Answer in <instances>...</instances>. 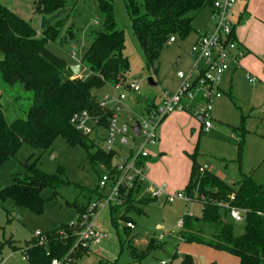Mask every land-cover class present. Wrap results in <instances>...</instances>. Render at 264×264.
Returning <instances> with one entry per match:
<instances>
[{"label": "rangeland", "instance_id": "obj_1", "mask_svg": "<svg viewBox=\"0 0 264 264\" xmlns=\"http://www.w3.org/2000/svg\"><path fill=\"white\" fill-rule=\"evenodd\" d=\"M34 1L0 0V3L31 23L42 34L49 28L53 16L36 14ZM112 1L117 28L124 33L125 37L124 55L130 64L128 80L135 82L141 89L138 95L143 102L131 103L136 113H133L132 117L139 119L141 115L148 112L151 103L161 102L165 90L176 92L180 84L177 72L189 71L193 64L190 51L196 35L193 33L186 40L177 39L175 44H169L161 54L158 72L155 73L146 67V59L134 35L125 1ZM239 6L236 7V12L239 11ZM254 17L261 24L264 23V0ZM56 19V22L62 21L61 33L56 42L48 44L49 50L65 60L69 67L80 66L79 78H89L91 74L89 68L81 61L93 40V33L102 29L103 16L98 9V1L66 0L64 9ZM213 26L211 8L203 10L195 17L194 28L200 33L212 30ZM70 30H73L76 35L73 40L67 39ZM238 38L248 51L240 47L242 57L237 65H232L224 74L220 84L222 94H229L231 72L237 68L232 82L233 99L226 94L222 96L223 102L220 105H217L218 100L214 101L212 118L215 120H212V127L207 131L202 129V124L188 113L172 114L163 121L158 130L159 141L156 146L147 147L151 155L147 161L148 177L142 192L138 195L139 198L148 197V184H151L154 189L165 188V193L170 196L178 193L185 194L181 185L186 179L188 180L193 156H196L199 166L211 169V172L222 180L234 181V183L241 181L239 169L242 159L249 160L255 149H259V145L251 140L262 139L246 136L242 149L243 156L239 161L238 136L242 135V128L254 131L256 125H259L258 134L264 137V34L258 37L249 27L240 29ZM232 54L236 56V53ZM149 78L154 79L157 87L149 86ZM105 95H114L111 86L95 93L98 99ZM0 104L7 121L13 123L25 117V107L29 103L24 100L19 101L13 95L9 97L2 95ZM93 138L95 137L92 136L90 139ZM99 145L101 148L106 147L102 139ZM87 147L89 153L96 154L95 148L89 145ZM162 159L165 161L161 162ZM34 161H37V166L42 172L60 175L66 183L56 189L58 195L52 200V189H46L43 192V198L47 202L45 212L41 216H36L24 208L15 207L11 201L5 203L0 201V243L4 244L12 240L20 249H24L26 243L32 238H37L36 232L44 234L57 229L60 225L76 222L78 213L70 206L71 204L87 206L100 199L98 183L103 166L99 170L98 166H93L90 162L86 150L78 146L71 147L61 138L57 139L47 152L33 150L28 145H23L17 155L0 168V192L12 185L15 176L26 173L27 162ZM263 168L264 163L257 170V174H254L253 178L257 184H264ZM124 206L125 204L120 206L114 215L120 221L117 226H113L110 207L103 208L99 205L95 224L103 234L107 235V238L99 245H92L91 253L80 260L79 264H97L101 259L103 262L117 261V264L169 263L173 255L181 252L182 249H191L194 253L191 255L195 257L197 264H219L220 260H213L214 258L202 252L203 247H189L191 244L181 243L182 234L185 233L186 236L193 234L194 227H189L188 220L191 219L188 217L200 218L201 204L186 203L181 200L169 204L164 198H160L154 203L140 206L141 212L126 211ZM121 216L128 217L135 228L126 230L128 221L121 219ZM180 220H185V227H178ZM232 224L235 235L240 236L244 233L243 222L233 221ZM159 227L162 228L159 229ZM161 236H163L162 239H160ZM152 239L158 240L160 248L157 247L152 251L142 260V263L135 261L129 248L142 255ZM0 264H28V262L21 252H14L13 248L0 245ZM174 264L177 262L175 261Z\"/></svg>", "mask_w": 264, "mask_h": 264}, {"label": "trees", "instance_id": "obj_2", "mask_svg": "<svg viewBox=\"0 0 264 264\" xmlns=\"http://www.w3.org/2000/svg\"><path fill=\"white\" fill-rule=\"evenodd\" d=\"M103 16L102 29L93 33V40L82 56V63L90 71L87 79L74 77L67 62L54 55L48 48L50 42L59 39L62 23L50 26L39 35L37 29L15 12L0 3V89L3 96H14L17 100L28 101L25 117L9 123L0 104V168L14 158L23 145L33 150L47 152L57 139H63L71 147H81L89 154L93 166L109 168L114 158L89 138L83 137L71 124L72 117L84 110L92 111V99L96 92L107 86L128 80L130 64L124 55V33L117 28L115 7L112 0H97ZM132 29L146 59L148 70L158 72L162 52L171 38L186 40L196 32L195 17L214 0H124ZM66 0H35L34 12L52 15L62 10ZM67 39H75L70 30ZM30 96H26V95ZM26 97V98H25ZM96 112L100 113L99 110ZM239 136L238 158L241 161L245 134ZM96 149V154L86 148ZM33 158V157H32ZM31 158V159H32ZM29 159V160H31ZM191 177L185 194L191 202L202 205L201 217H188L189 227H194L191 236L181 235V242L205 246L214 251L237 258L240 264H264V184H257L251 175H243L236 184H228L209 170L201 172V166L192 157ZM26 173L13 178V183L0 192V201H11L15 207L24 208L36 216L45 212L46 200L43 192L52 189L51 200L56 198V189L66 182L60 175L42 172L37 161L25 164ZM62 170V169H61ZM62 174V171H60ZM102 174V170H101ZM100 174V177H101ZM99 177V178H100ZM136 192L126 193L124 209L136 210L156 202L150 198L136 199ZM101 194H99V197ZM234 198V200H232ZM72 206L78 213V221L87 206ZM228 207L245 210L244 233L235 235ZM120 207H111V222L117 226L115 214ZM127 224L134 223L128 218ZM193 219V220H192ZM230 219V220H229ZM185 227V220H184ZM126 230H131L126 226ZM77 227L60 225L57 229L32 238L20 249L15 241L0 245L21 252L28 264H50L52 259L70 255L72 264H79L90 254L89 248L76 250ZM158 240L152 239L142 255L131 247L132 258L142 263L156 250ZM158 248V249H159ZM196 264L191 255L175 253L167 264ZM97 264H117V261Z\"/></svg>", "mask_w": 264, "mask_h": 264}, {"label": "built area", "instance_id": "obj_3", "mask_svg": "<svg viewBox=\"0 0 264 264\" xmlns=\"http://www.w3.org/2000/svg\"><path fill=\"white\" fill-rule=\"evenodd\" d=\"M247 1L214 0L211 6L214 26L212 30L198 33L190 51L193 58L190 70L178 71L177 78L180 84L176 92L165 90L161 102L151 103L148 112L139 119L132 117V114L136 113L131 103L140 104L138 94L141 89L135 82L129 80L112 85L114 95H105L101 99L94 95L92 99L94 109L84 110L72 117L71 124L83 137L90 139L94 136L95 138L90 140L105 153L114 155L111 166L109 168L103 166L99 178L100 199L98 202L89 203L79 221L70 224L71 227H77L76 250L82 246L89 248L91 253L92 245H99L107 238L95 224L99 205L103 208L120 207L125 204L126 193L130 190L136 192V197L142 192L148 177L147 161L151 156L147 147L156 146L159 141V127L167 117L177 112L188 113L193 115L206 131L212 127L213 103L223 96L220 89L222 77L232 65H237L242 57L241 46L236 38V29L241 21L239 13L235 10L237 6ZM176 41L177 38L173 37L169 44H175ZM232 53H236V56ZM137 122L140 124L138 136L132 130ZM100 139L105 142V148L100 147ZM205 170L208 168H201V172ZM147 191L149 194L147 198L156 201L164 198L169 204L176 200L191 202L184 193L170 196L165 193V188L154 189L151 184L147 185ZM228 210L232 221L244 222L245 210L235 207H228ZM126 226L130 229L135 228L130 223ZM178 227H184V220L179 221ZM35 237L41 238L42 234L36 232ZM43 243L41 238V244ZM72 263L70 255H67L61 259H52L50 264Z\"/></svg>", "mask_w": 264, "mask_h": 264}, {"label": "crops", "instance_id": "obj_4", "mask_svg": "<svg viewBox=\"0 0 264 264\" xmlns=\"http://www.w3.org/2000/svg\"><path fill=\"white\" fill-rule=\"evenodd\" d=\"M261 2H262V0H249V1L245 2V3H243V4H240L238 13L240 15L241 24L236 29V38H237V41L238 42H239L238 31L240 29H246V28H249L250 27L252 29L253 34H256V36H258V37H261L264 34V23L261 24L254 17V15H256L257 12L260 9ZM62 10H59L58 12L52 14L53 17H52V20H51V23H50L49 27L50 26H55L58 23H61L62 22L61 20L59 22H56V20H57L56 18L59 17V14L62 12ZM243 20L245 22L244 24H242L243 23ZM246 25H247V27H245ZM38 33H39V35L41 34L40 32H38ZM198 33H200V32L197 31V30L194 33V35H196L195 42L197 40ZM239 44H240L241 47H243V49H245L246 52L248 51V49L242 43L239 42ZM236 72H237V68H235V70L233 72H231L232 74H231V77H230V88H229L230 91H229V94L223 93V95H226L227 94L230 97V99H233L232 98L233 97L232 82H233V77H234V75H235ZM1 96H2V92H1V89H0V97ZM222 99L223 98H221V99H219L217 101V105H220L223 102ZM139 100H140V103H141L142 100L141 99H139ZM218 102H219V104H218ZM179 113H180V115L182 114L181 112H177V113H174L173 115L179 114ZM214 120L215 119L213 118V121ZM260 120H262V118ZM259 123H261V122L259 121ZM201 128L203 129V126L202 125H201ZM258 128H259V125H256L254 131H250L248 129L246 130L247 133L245 135L244 142L246 140V136L248 137V135L250 136V138H253V139H255L257 137H260L262 139H260V140H256V139L255 140H251L254 144L259 145L258 146L259 149L258 150L255 149V151L253 152V156L249 160L242 159L241 164H240L241 167L239 169L240 170L241 177L243 175H251L252 178H253L254 177V174H257V170L259 168H261V165H263V163H264V137L262 135L260 136V134H258V131H259ZM162 161H165V160L162 159L161 162ZM192 165H193V162L191 160L190 171H189V175H188V180L186 179V181L183 183V185H181V189H184L185 190V188L187 187V185L189 183V180H190V177H191ZM208 170L211 171V169H209V168H208ZM263 170H264V168H263ZM149 178H150V176H149ZM253 180H254V178H253ZM224 182H226L228 184H236V183H234V181H229V182L224 181ZM237 182H239V181H237ZM137 199H140V198L137 197ZM161 228L162 227H159V229H161ZM131 230H133V229H131ZM161 237H163V236H161ZM181 243L186 244L184 242H181ZM192 246H199L200 247L201 245H197V244H191V245H189V247H192ZM201 247H203L202 248L203 249L202 252L204 254H207L208 256H211L212 258H214L213 260H217V261L220 260L219 261V264H240L239 260L237 258L231 256V255H228L226 253H221V252L214 251V250H212L210 248H207L205 246H201ZM177 254H179L180 256L186 255V254H188V255L193 254L194 255V253L191 251V249H189V250L188 249H182V251L179 252V253L177 252ZM193 255H191V256L195 260V257ZM176 262H177V264H180L181 259H179ZM195 263H196V261H195Z\"/></svg>", "mask_w": 264, "mask_h": 264}, {"label": "water", "instance_id": "obj_5", "mask_svg": "<svg viewBox=\"0 0 264 264\" xmlns=\"http://www.w3.org/2000/svg\"><path fill=\"white\" fill-rule=\"evenodd\" d=\"M176 69V66H175ZM71 71L75 77H79L80 72H81V67L80 66H73L71 67ZM148 84L150 87H157V84L155 83L153 78L148 79ZM133 132L138 136L139 131H140V124L137 122L135 126L132 128Z\"/></svg>", "mask_w": 264, "mask_h": 264}]
</instances>
